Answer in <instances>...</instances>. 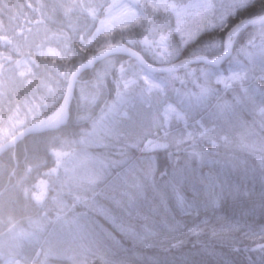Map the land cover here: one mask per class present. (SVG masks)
<instances>
[{
    "label": "snow or ice",
    "instance_id": "6c2138e0",
    "mask_svg": "<svg viewBox=\"0 0 264 264\" xmlns=\"http://www.w3.org/2000/svg\"><path fill=\"white\" fill-rule=\"evenodd\" d=\"M29 7L0 35V101L16 97L0 134L49 133L54 165L79 145L49 175L58 209L67 188L96 217L83 264H264V0ZM71 123L79 135H60Z\"/></svg>",
    "mask_w": 264,
    "mask_h": 264
},
{
    "label": "trees",
    "instance_id": "16d2710c",
    "mask_svg": "<svg viewBox=\"0 0 264 264\" xmlns=\"http://www.w3.org/2000/svg\"><path fill=\"white\" fill-rule=\"evenodd\" d=\"M17 1H21L23 4V0H0V5L3 7L0 8V16L3 15L2 23H12L5 20V18L10 16L13 10L16 9ZM13 23L17 24V20H14ZM6 33L10 32L7 31ZM27 51V49H24L23 55H26L27 53L24 52ZM14 54L17 53L14 52ZM90 75L91 73L88 72L85 78ZM20 94H23V92ZM14 106L15 102H11V105L10 103L6 105V100L0 101V110H6L3 116L0 115V117H7ZM76 110L77 102L73 100L72 111L74 115ZM245 119L251 122L252 116L246 114ZM4 123V121H1L0 127H3ZM260 130L257 125L256 132L258 133ZM79 133L80 128L75 123H71L67 128L61 130L60 135L75 137ZM49 135V133H46L27 137L12 151L5 154L4 162L0 163V180H5V176L9 175L8 180L11 182L13 190L26 192V199L29 200L28 203L18 204L15 202L21 213L18 214V218H20L18 219L19 222H17L18 226L11 229L16 231L17 236L15 239L0 237V247L2 246V248L8 250L6 252L0 251V264H83L86 251L83 245L91 243L94 233L99 231L95 224L96 217L93 212L79 206L76 208L71 207L72 200L68 195L67 188H65L63 193V199L67 201L65 208L62 210L58 209L53 201L52 197L57 194L60 184L57 180V174L49 175V169L53 166L58 167V175L63 179L65 177V168H73L72 163L77 161L75 156L74 159L68 160L69 162L64 160L63 164L54 165V158L48 153L46 148ZM9 138L3 140V142ZM69 149H72V151H68ZM65 150L75 155L80 149L79 145L73 144ZM92 151H95V149H92ZM72 155L65 157V159ZM17 170H21L23 173L15 176ZM35 177H40L43 181L48 182L49 192L44 201L30 200L33 197L32 186ZM29 192L30 194H28ZM6 196L8 202L14 201L16 193L9 191ZM51 202L54 203L50 205L49 203ZM47 204L48 207L51 206L49 210L53 214L43 220L39 224L40 227H37V225H34V221L42 217V212ZM0 213H3L2 218L7 222L10 221V218L17 216L8 212L5 208ZM58 213L61 216L59 220L57 219ZM84 213L86 215H83ZM77 217H79V225L83 231L77 230V225L74 223ZM82 237L86 238L82 239ZM72 243H74L75 248L73 253L68 255L67 253L70 250H68L69 247L66 244ZM93 260H95V264H101L100 259L92 255L88 256L87 264H93Z\"/></svg>",
    "mask_w": 264,
    "mask_h": 264
},
{
    "label": "bare ground",
    "instance_id": "6f19581e",
    "mask_svg": "<svg viewBox=\"0 0 264 264\" xmlns=\"http://www.w3.org/2000/svg\"><path fill=\"white\" fill-rule=\"evenodd\" d=\"M35 5L36 4V0H27L24 5L27 9H29L31 12H29L31 15L29 16V18H34L37 13H35L33 11V8L32 7H29V5ZM0 8H3L1 5H0ZM2 16H0V32H3L4 29H2ZM28 18V19H29ZM0 51H7V49H4V48H0ZM15 51H13L11 53L13 59H17V58H20L17 56V54H14ZM20 95H23V94H20ZM258 134H261V135H264V132H262L261 130L258 132ZM6 145V142H3L2 143V146L4 147ZM4 156H5V153H0V163H3L4 162ZM68 159V158H67ZM19 168V167H18ZM18 171V172H17ZM16 171V174L15 176H18L20 174L23 173V171L21 170H17ZM5 175V174H4ZM9 176V175H8ZM8 176H5V180H0V212L2 211L3 208H5L8 212L12 213V214H15L18 216V214H20V210H19V207L18 205L15 203L17 202L18 204L20 203H28L29 200H27L26 196V192H21V191H17V190H13L14 188L12 187L11 185V182L8 180ZM9 191H12L14 193H16V196L14 198V201H10L8 202L7 201V196H6V193L9 192ZM30 200H35L34 197L30 198ZM54 203V202H51L49 203L50 205ZM51 207V206H50ZM50 207H48V204L47 206L45 207V209L43 210L42 212V217L38 218L37 220L34 221V225H37V223L41 224V222L45 219L48 218L49 215L53 214V212H50ZM3 213H0V236H3L5 238H9L11 237L12 235H15L16 234V231L15 230H12V229H7L9 226H10V223L7 222L4 218H2ZM68 245L67 247L68 250H70L67 254H72L73 253V249L75 248V245L74 243L72 244H66ZM67 250V251H68Z\"/></svg>",
    "mask_w": 264,
    "mask_h": 264
},
{
    "label": "rangeland",
    "instance_id": "374dc122",
    "mask_svg": "<svg viewBox=\"0 0 264 264\" xmlns=\"http://www.w3.org/2000/svg\"><path fill=\"white\" fill-rule=\"evenodd\" d=\"M27 0H23V4H22V2L21 1H17V7H16V9H14L13 10V12H12V14L10 15V16H7L6 18H5V20H7V21H10V22H12L11 24L9 23V22H4L3 23V25H2V29H4L3 30V32L2 33H0V35H4L7 31H9L10 33L11 32H13V31H15L16 29H15V27H17L18 25H25L26 24V22H27V19L29 18V16L31 15L29 12H31L32 13V11H30L29 9H27L26 7H25V5H24V3L26 2ZM14 20H17V24H15V23H13V21ZM28 52V51H27ZM27 52H24V53H27ZM27 56V54L26 55H23V57H26ZM20 58H22V57H20ZM9 100H11V102H15V100H16V98H13V97H10L9 98ZM9 100H6V105H8L9 104ZM11 105V104H10ZM6 110L4 109V110H0V115L1 116H3V114H4V112H5ZM1 122V121H0ZM19 134V131L18 132H16V136ZM46 134V133H45ZM10 135V136H9ZM7 137H3L4 135L3 134H0V148L2 147V142H3V140H5V139H7V138H9L7 141H5L6 143L10 140V139H12L11 138V134H9ZM30 136H34V135H29V136H27V137H30ZM27 137H25V138H21L20 140H18V142L17 143H15L14 145H11V147L5 152V154H7V153H9L10 151H12L17 145H19L24 139H26ZM68 151H72V149H69ZM72 153V152H71ZM75 158V155L73 154L72 156H70L68 159H64L65 161H68V160H72V159H74ZM69 162V161H68ZM61 164H63V162L61 163ZM75 164H76V162L75 163H72V167H74L75 166ZM72 169V168H71ZM40 180H42L40 177H35L34 178V180H33V186H32V192H36V191H38V188L36 187V185H37V183H38V181H40ZM28 194H30V192L28 193ZM18 219H20V218H18V216H14V218H10V221H8L9 223H10V226H12V228H15V227H17L18 226V224L16 223L17 221H18ZM9 226V227H10ZM8 229V228H7ZM16 236H17V234H15V235H12L10 238L11 239H15L16 238ZM1 237V236H0ZM0 251H8L7 249H5V248H2V246L0 247Z\"/></svg>",
    "mask_w": 264,
    "mask_h": 264
},
{
    "label": "water",
    "instance_id": "95a60500",
    "mask_svg": "<svg viewBox=\"0 0 264 264\" xmlns=\"http://www.w3.org/2000/svg\"><path fill=\"white\" fill-rule=\"evenodd\" d=\"M27 136H29V135H26V136H20L19 134L17 135V139L15 140V141H13L12 139L11 140H9L7 143H6V145L3 147H1L0 148V153H5L10 147H11V145H14L15 143H17L18 142V140H20L21 138H25V137H27Z\"/></svg>",
    "mask_w": 264,
    "mask_h": 264
}]
</instances>
